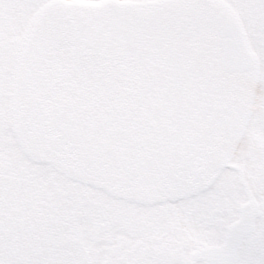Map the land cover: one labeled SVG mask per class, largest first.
Here are the masks:
<instances>
[{
  "label": "trees",
  "instance_id": "trees-1",
  "mask_svg": "<svg viewBox=\"0 0 264 264\" xmlns=\"http://www.w3.org/2000/svg\"><path fill=\"white\" fill-rule=\"evenodd\" d=\"M152 6L137 12L138 22L163 18ZM181 12L233 22L258 59L263 102L252 125L257 113L262 121L264 0H200ZM111 14L92 0H0V264H182L191 234L205 224L221 238L235 218L237 199L229 208L227 191L248 182L264 194L257 139L247 143L253 174L231 168L236 183L216 189L205 207L191 200L206 182L197 185L191 172L165 179L172 157L161 158L164 106L126 38L131 29ZM236 264H264V216Z\"/></svg>",
  "mask_w": 264,
  "mask_h": 264
},
{
  "label": "rangeland",
  "instance_id": "rangeland-1",
  "mask_svg": "<svg viewBox=\"0 0 264 264\" xmlns=\"http://www.w3.org/2000/svg\"><path fill=\"white\" fill-rule=\"evenodd\" d=\"M92 1L104 4L112 10L111 19L115 26L132 30H126L130 33L126 38L132 44L135 54L140 56L146 63L149 71L146 79L147 84L156 92L158 99L161 100L164 106L163 117L160 121L163 124L164 129L161 131L164 133L163 137L166 141L164 142L165 144L163 143L165 145V155L161 156V158L163 159L166 155L170 157L173 155L172 161L176 162L179 153H181V163L190 154L202 157L203 153H207L206 159L202 157V166L208 169L207 173L209 174L215 171L218 173L217 176H232L233 170H228L229 167L243 173V175L253 174L257 163L252 160L249 154V147L242 142H246L245 140L249 142L253 136V138L264 144V118L260 121L259 113H257L256 117L257 123L255 121L252 125L254 113L258 110V107L251 108L252 112L248 122L250 125L247 129L250 135L248 137L245 134L246 136L244 135V138L240 139L241 143L238 142L235 148L232 149L230 163L226 159L228 154L224 146L223 149L222 147L218 149V147L208 146L214 140V133L216 134V131H219L220 126L223 125V128L225 127V123L222 124V122L229 116V103L233 102L234 99L243 101L246 94L242 95V91H239L240 94H234L235 90H233L232 92H226L224 96L223 93L217 92L214 80L217 78L215 75L218 73L216 69L218 67L212 61L213 56L208 50L207 42L205 39L200 40L203 31L201 29L192 30L191 28L188 30H176L166 27L163 22L152 25L154 23L150 24V21L145 23V20L141 19L142 22H138L131 17V14L134 16L135 10H141L144 4L153 5L152 7L161 8V10L182 13L184 6L196 5L198 0ZM250 52L252 53V51ZM252 55L256 56L254 52ZM219 78H223L228 84L234 85L235 83L233 78L225 75L219 74ZM238 85L236 82L235 88ZM258 90H260V87ZM236 93L238 92L236 91ZM257 102H263L262 95L255 99V103ZM246 137L248 139H245ZM157 162L158 157L153 156L150 166ZM232 180V182H236V178L233 177ZM215 187L210 190H214ZM212 193L214 196L212 191L208 193L202 192L200 194V203L194 202L193 206L196 208L198 206L205 207L202 200L207 201L209 199L208 202H212ZM228 194L236 197L237 200L234 201L236 207L241 204L239 203L240 201L244 200V193L242 192L231 194L229 190ZM225 218L227 219L228 215ZM225 218L222 221H225ZM231 222L226 223V226L231 224ZM193 224L195 225V223ZM223 232L224 230L222 229V235ZM198 234L199 236L196 239L195 236ZM222 235L221 238L218 237L216 231L212 229L207 232L204 230L202 232L198 229L195 234H191V249L183 258L182 264H187L186 259L190 251L207 246L209 239L213 238V236L216 240L212 241L215 245H219Z\"/></svg>",
  "mask_w": 264,
  "mask_h": 264
},
{
  "label": "flooded vegetation",
  "instance_id": "flooded-vegetation-1",
  "mask_svg": "<svg viewBox=\"0 0 264 264\" xmlns=\"http://www.w3.org/2000/svg\"><path fill=\"white\" fill-rule=\"evenodd\" d=\"M200 1V0H198ZM145 5V4H144ZM143 5V6H144ZM161 10V8H159ZM140 11L138 9L135 10L134 17L133 19H135L136 21H138L140 18H136L135 16L137 15V12ZM163 12V14H165L163 16V18L158 19L157 21L153 22L154 24H152V21L155 20L153 19H149L147 21V18L145 19V23H149L152 25H157V23L163 22V24L166 27H171L173 29L176 30H187L186 26L184 25V23L186 22V24H188V26H192V30H197V29H201L203 31L202 36H200V40L202 41V39L207 42V47L210 53L213 54V63L215 64L218 73L220 75H225L228 76L229 78H233L235 80V83L237 82L239 85L237 86V88H235V83L234 85L231 83H227L226 80H224L223 78H219L218 76L219 74L217 73V75H215V77H217L214 80V85L215 88L217 90V92H221L224 94V96L226 95V92H232L233 90H235L234 94H240L239 91H242V95L246 94L245 98H243V101H238L237 99H234L233 102L229 103V108H230V112H229V116L225 119V121L222 122L225 123V127L223 128V125L220 126L219 131H216V134L214 133V140L211 141V143L208 146H213L214 147H218V149L220 147L223 146L226 149V152L228 154V157H226V159H228V163H230V155L232 153V149L235 148L236 144L239 142L241 143L240 139L242 140L244 138V135H250L248 129L249 123L247 122V118L249 119L251 116V112H252V107H258L257 103H255V99L257 97H259V93H257L259 89V82H257V80H255V78L258 76V59L257 56H253L252 53L248 54V51L246 50L248 48L247 43L243 42L240 36V33L238 32V30L235 28V31L233 33V36L231 37V39L236 40L239 45H240V49L242 52H245L246 54H248L253 60H254V64H252L251 68L249 71L246 72H237L234 71L232 73H223L221 71V63L220 60L217 61L216 59V54H215V50L214 47L216 45V41L219 39L221 40V36L219 34V27L221 25L224 24H228V25H232L233 26V22L228 20V19H224L221 17H216L211 13L206 14L205 16H207L205 19L202 16L196 17V16H190L187 15L186 17H182L181 13H174L173 11H169V10H161ZM139 17L142 18V16L139 15ZM143 18H145V16H143ZM163 20V21H162ZM190 29V28H189ZM204 42V41H203ZM204 44V43H203ZM217 48V47H216ZM218 50L221 51L222 53V46L221 43L219 41V46H218ZM216 70V71H217ZM254 83H256L257 85H255L256 87L254 88ZM261 89V87H260ZM223 91V92H222ZM236 91L238 93H236ZM255 98V99H254ZM252 102V103H249ZM226 103V102H225ZM226 105H228V103H226ZM247 106H250L251 111L248 112L249 110L247 109ZM259 108V107H258ZM252 120V118H251ZM245 135V136H246ZM254 135V134H252ZM251 135V136H252ZM248 137H246L245 139H248ZM255 138H253V136L251 137V140H254ZM250 140V141H251ZM246 142H242L243 144H245L246 146H248V140H245ZM219 151V150H218ZM173 157V155H172ZM182 154L179 153L177 161L173 162L172 159L169 161L167 168L164 169V177L165 179H170V174L172 173H177L178 176H182L183 173L186 174L188 172H191V174H194V176H192V179H194V182H196L197 185H202L205 183L203 186L200 187V192L196 198V200H191V204L193 206L194 202H198L200 203V193L202 190L206 191L209 190L213 187H215V197L214 199H218V195L216 193V189H218L219 187L223 185L227 184V185H231L232 183H236V182H232V178H236L235 175L231 174L230 175H225V177L222 176H217L218 173H216L215 171H213L211 174L207 173V168L202 166V157L203 159H206L207 157V153H203L202 157H197V156H193V154H190L186 157V159L184 161H182L180 163V160L182 159ZM201 158V159H200ZM210 166V165H209ZM209 168V167H208ZM231 167H229L228 170H230ZM180 178L176 177L175 180H179ZM219 179V180H217ZM171 180V179H170ZM174 180V182H176ZM173 181V180H172ZM243 183V182H242ZM243 185L242 188V192L244 193V200L247 198V193H249L255 200L256 202L259 204L260 209L263 211V215H264V194L257 196L256 194H254V192L250 189L251 188V184L247 183H243L240 184L239 186L241 187ZM167 190H171V189H167ZM203 191V192H204ZM171 194V193H170ZM227 195V196H226ZM225 201L226 204L229 206V208L232 206L231 205V196H229L228 191L225 193ZM243 200V201H244ZM243 201H240L239 203H242ZM203 202V200H202ZM225 210V209H224ZM209 215V212H208ZM221 215H223V217H225V215H227L226 210L224 213H222ZM199 219H207V214L206 211L204 213H202L201 215H198ZM226 219V218H225ZM205 224H203L202 228H204V231H208L209 229H212L214 231H217L214 228H205L204 226ZM213 238H215L213 236Z\"/></svg>",
  "mask_w": 264,
  "mask_h": 264
},
{
  "label": "water",
  "instance_id": "water-1",
  "mask_svg": "<svg viewBox=\"0 0 264 264\" xmlns=\"http://www.w3.org/2000/svg\"><path fill=\"white\" fill-rule=\"evenodd\" d=\"M234 31L232 25H223L219 29L223 48L221 55L223 73L246 72L255 63L248 54L241 51L239 43L231 39ZM262 214L255 199L247 194V200L238 208L236 220L226 227L221 244L191 251L188 255L189 264H236L238 248L252 235L255 221Z\"/></svg>",
  "mask_w": 264,
  "mask_h": 264
}]
</instances>
